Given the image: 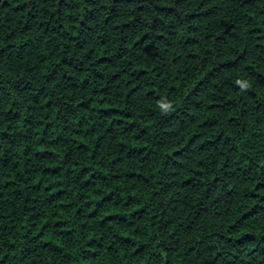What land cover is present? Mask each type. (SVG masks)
<instances>
[{"label": "trees", "instance_id": "1", "mask_svg": "<svg viewBox=\"0 0 264 264\" xmlns=\"http://www.w3.org/2000/svg\"><path fill=\"white\" fill-rule=\"evenodd\" d=\"M0 264H264V0H0Z\"/></svg>", "mask_w": 264, "mask_h": 264}]
</instances>
